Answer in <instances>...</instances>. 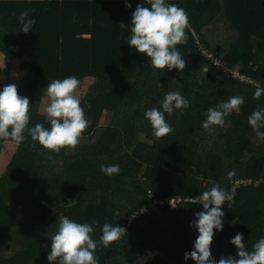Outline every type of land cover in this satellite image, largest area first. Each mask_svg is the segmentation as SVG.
I'll return each mask as SVG.
<instances>
[{
    "label": "trees",
    "instance_id": "trees-1",
    "mask_svg": "<svg viewBox=\"0 0 264 264\" xmlns=\"http://www.w3.org/2000/svg\"><path fill=\"white\" fill-rule=\"evenodd\" d=\"M166 3L189 14L187 43L177 46L183 73L152 68L122 38L131 35L137 5L150 8L146 0H0V60L6 64H0V91L10 84L7 51L27 56L26 79L17 90L31 104L29 127H50L39 111L48 82L73 75L80 84L94 79L81 102L90 126L72 153L61 149L48 159L30 137L19 145L7 142L15 147L0 175V264H50L45 242L61 216L97 220L93 240L106 222L126 228L121 240L97 250L100 264H195L184 254L194 250L199 233L190 224L204 209L191 199L213 182L233 201L231 209L227 201L222 206L223 231L214 230L212 257L236 256L230 241L237 233L249 251L264 237V141L248 123L258 106L264 108V95L253 99L256 85L264 87V0ZM24 10L36 21L27 34L17 19ZM120 23L129 27L122 30ZM225 67L240 68L255 83L227 76ZM170 91L180 92L190 107L183 115L165 114L174 131L157 139L144 113L163 111ZM232 96L244 98L240 113L209 134L202 128L205 113ZM105 114L112 122L102 126ZM5 144L0 140V154ZM101 165H119L120 172L108 176ZM21 195L23 208L15 211L11 204Z\"/></svg>",
    "mask_w": 264,
    "mask_h": 264
},
{
    "label": "clouds",
    "instance_id": "clouds-1",
    "mask_svg": "<svg viewBox=\"0 0 264 264\" xmlns=\"http://www.w3.org/2000/svg\"><path fill=\"white\" fill-rule=\"evenodd\" d=\"M146 3L150 8L137 5L132 13L131 35L122 38L127 40L130 47L146 55L152 68L169 71L178 69L183 73L186 63L177 46L187 43L185 30L190 27L189 14L176 4L166 3V0H146ZM126 7L131 8V5L126 4ZM17 19L25 34L31 32L36 24L35 19L30 18L28 10L22 11ZM119 27L123 30L129 26L120 23ZM79 85L80 81L74 75L48 82L43 90V95L48 100L44 109L46 122L50 125L46 128L41 123L29 127L31 104L28 97L18 94L16 84H7L0 91V140L19 145L30 137L33 147L38 143L42 150H46L48 159H53L51 153L58 155L61 149H75L90 126L77 96ZM262 95L264 87L257 84L253 99L259 100ZM244 103L242 96H232L216 107L209 108L202 128L209 134H215L217 126L223 127L226 118L232 113L239 114ZM161 107L163 111L153 107L144 113L150 122L152 135L157 139L174 131L166 121L165 114L171 116L174 111L179 110L183 115L190 107V101L180 92L170 91L161 101ZM248 123L256 140L264 141V131H261L264 129V108L258 106L248 117ZM101 172L112 176L120 172V167L101 165ZM233 175L234 172L228 173L229 177ZM149 195L152 196V192ZM191 200L194 204L202 205L204 211L196 213L190 224L199 235L194 243V250L184 254L185 260H194L195 264H264V237L254 243L249 251L243 243L244 237L241 233H237L230 241L237 248L236 256H222L219 261L212 257L210 247L214 230L223 231L222 218L225 213L222 206L227 201L228 207H232L233 196L228 191L213 182L210 189L202 191L200 196ZM71 203L72 201L68 202L69 206ZM57 223L58 230L51 238V251L47 257L50 264H100L95 255L97 250L109 248L127 235L125 227L106 222L101 228L99 239L93 240L94 226H99L95 219L91 223H78L67 216H61Z\"/></svg>",
    "mask_w": 264,
    "mask_h": 264
},
{
    "label": "rangeland",
    "instance_id": "rangeland-1",
    "mask_svg": "<svg viewBox=\"0 0 264 264\" xmlns=\"http://www.w3.org/2000/svg\"><path fill=\"white\" fill-rule=\"evenodd\" d=\"M8 55L11 57L12 59V63L10 66V71H9V83L10 84H16L17 86L24 82L26 79V75H27V68L23 67V63L27 62L29 60V58L23 54H20L19 56H14L12 55L9 51ZM1 66L2 67H6V64L3 60V57H1ZM28 63V62H27ZM94 83V79L93 78H86L78 87L77 89V96L80 99V101L82 102L85 99V96L89 93V91L91 90L92 84ZM23 97V95H20ZM48 104V100L44 99L41 103H40V107H39V111L41 114L46 115V112L44 111V109L46 108ZM111 121V116L109 114H105V116L103 117L102 121H101V125L102 126H106L108 125ZM143 138V137H142ZM144 140V138H143ZM15 146H12L11 144L6 143L4 146L3 151L0 154V175L3 173L5 167L7 166L8 162H9V158L11 156V151H13ZM74 149H69V153H72ZM35 195L37 196L39 193V190H35L34 191ZM21 198L18 200V202L16 204H11L12 208L15 211H20L23 208V195L20 196ZM176 199H169L168 201L165 202H171L173 203L175 206L177 205L176 202H174ZM45 244L47 246H51V241H46ZM5 252V251H4ZM10 255V254H9Z\"/></svg>",
    "mask_w": 264,
    "mask_h": 264
},
{
    "label": "built area",
    "instance_id": "built-area-1",
    "mask_svg": "<svg viewBox=\"0 0 264 264\" xmlns=\"http://www.w3.org/2000/svg\"><path fill=\"white\" fill-rule=\"evenodd\" d=\"M216 65L220 66L221 64L217 63ZM224 70H225L227 76H230L232 78H235V79L240 80V81H242L244 83H247V84H254L255 83V81L252 78H250L249 76L243 74L241 72L240 68L231 69V68L225 67ZM241 184H242L241 181L237 182L238 186H240ZM174 202H176V200ZM168 203L170 205L176 207L173 203H171V202H168Z\"/></svg>",
    "mask_w": 264,
    "mask_h": 264
},
{
    "label": "crops",
    "instance_id": "crops-1",
    "mask_svg": "<svg viewBox=\"0 0 264 264\" xmlns=\"http://www.w3.org/2000/svg\"><path fill=\"white\" fill-rule=\"evenodd\" d=\"M89 78H92V77H89Z\"/></svg>",
    "mask_w": 264,
    "mask_h": 264
}]
</instances>
